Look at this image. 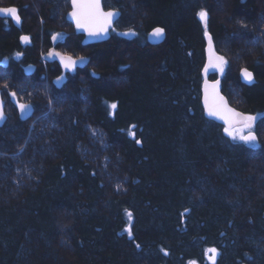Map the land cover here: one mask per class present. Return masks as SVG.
<instances>
[{
	"label": "trees",
	"instance_id": "trees-1",
	"mask_svg": "<svg viewBox=\"0 0 264 264\" xmlns=\"http://www.w3.org/2000/svg\"><path fill=\"white\" fill-rule=\"evenodd\" d=\"M103 4L121 12L111 38L83 45L70 0H0L22 20L0 17V89L35 108L23 120L6 95L0 264H264V0ZM208 36L228 61L223 92L257 118L255 146L205 115ZM52 50L89 60L64 72L43 64Z\"/></svg>",
	"mask_w": 264,
	"mask_h": 264
},
{
	"label": "snow or ice",
	"instance_id": "snow-or-ice-1",
	"mask_svg": "<svg viewBox=\"0 0 264 264\" xmlns=\"http://www.w3.org/2000/svg\"><path fill=\"white\" fill-rule=\"evenodd\" d=\"M71 6L73 11L70 13V16L75 20V26L77 29L86 30L90 37L101 38L104 36L108 29L112 27V23L115 17L119 15L116 11H104L101 5V0H71ZM0 14H4L13 18L17 24L22 23L21 17L18 14V10L15 7H5L0 8ZM200 19L205 22L207 21V12L201 10L198 13ZM164 28H155L152 35L160 37L164 34ZM128 34V33H125ZM60 34L57 33L53 35L52 39L55 40ZM207 35V33H206ZM21 41L28 42L29 36H21ZM211 40V37H209ZM59 55L58 53H54ZM17 57L21 53L16 54ZM60 60L63 63L65 69H75L77 61L74 60L71 56H60ZM85 62V58H80V63ZM228 65V61L221 55L216 54L211 45L208 49V56L206 63L202 68V75L206 78L203 83V104L206 114L213 118L219 119L224 122L225 127L223 128L224 133L231 137L232 140L241 141L244 144L255 146L257 141V135L254 132V122L256 117L253 115H246L237 111L236 109L229 106L228 99L221 94L220 79H213L209 81L207 79L209 73L218 74L220 77H224L225 68ZM241 77L248 83L253 82V74L246 68L241 69ZM6 95L10 99H14L16 96L15 92L7 93ZM18 109L21 115L26 114L31 110V106L27 104H17ZM110 108L115 110L117 104L113 103L110 105ZM7 117L4 113V101L0 100V122L4 121ZM132 129L136 128V125L130 126ZM132 137L135 139V132L131 133ZM137 144H140V140H136ZM131 216V213H128ZM131 231L130 229L128 230ZM140 247L139 244L136 245ZM164 254L167 255V251L163 250ZM209 253H216L217 249L210 248L206 250ZM215 264V257H210ZM190 264H196L195 261H191Z\"/></svg>",
	"mask_w": 264,
	"mask_h": 264
},
{
	"label": "water",
	"instance_id": "water-1",
	"mask_svg": "<svg viewBox=\"0 0 264 264\" xmlns=\"http://www.w3.org/2000/svg\"><path fill=\"white\" fill-rule=\"evenodd\" d=\"M103 2H104V0H101V5H102L104 11H116V12L119 13V15H118L117 17L114 18L113 23H112V27L108 29V32H107L104 36H102L101 38H96V37H90L89 34H88V32H87L86 30H82V29H77V28H76V26H75V20L70 16V13L73 11V8H72V6H71V0H70V7H71V8H70V10H69L68 13H67V20H68L70 23H72V25L74 26L75 31H76L78 34L83 35V41H82V42H83V45L100 43V42L107 41V40H109V39L111 38V31H112L113 28L115 27V24H116V22L118 21L120 15H121V12H120V10H118V9H114V8L106 9V8L104 7ZM0 8H5V7H0ZM5 16H6V15H4V14H0V17H5ZM13 20H14V19H13ZM14 22H15V24H16L17 26L21 25V23H20V24H17L15 20H14ZM158 27H160V28H164V27H162V26H158ZM158 27H155V28H158ZM155 28H154V29H155ZM154 29H152V30L150 31V33H149V41H150L151 43H153V44H159V43H162V42L165 40V37H166V31H164V34H163L162 36L157 37V36H153V35H152ZM164 30H165V28H164ZM125 33H128V32H124V35H125V36H129V33H128V34H125ZM25 35H27V34H23L22 36H25ZM27 36H28V35H27ZM209 37H211V40H209ZM29 38H30V37H29ZM30 42H31L30 39H29L28 42H23V41H21V43H22L23 45L29 44ZM210 45H211L213 51H214L216 54L222 56V54L217 50V48H216V46H215V42H214L212 36H208V37H207L206 56H208V49H209ZM54 53H58L59 55H55ZM60 56H71L74 60H76V61H77V64H76V66H75V69H65V68L63 67V63H62L61 60H60ZM81 57L85 58V62L80 63V58H81ZM81 57H79V58H75L74 56H72V55H70V54L62 53V52H60V51H58V50H52V51L48 52V53L46 54V56H45L46 60H48V61H57L58 64L60 65V67L62 68V70H63L64 72H74V71H76V69H78V68L85 67V66L87 65L89 59H88L87 56H81ZM206 60H207V57H206ZM205 63H206V62H205ZM34 68H35L34 66H28V67H26V74H27V75L32 74V73L34 72ZM244 68L248 69V70L253 74V82H252V83H248L247 81H245V80L241 77V69H244ZM241 69H240V72H239L241 82H242L243 84H245V85H248V86H251V85L255 84V83H256V76H255L254 71H253L251 68L247 67V66H244V67H242ZM205 79H206V78L204 77V80H205ZM207 79H208L209 81H211V80H213V79H220V80H221L220 91H221V94L224 95V96L228 99V101H229V106L232 107V108H234V109H236L237 111H239V112H241V113L246 114L243 110L239 109L238 107H236L235 105H233V104L230 102L228 96H227V95L223 92V90H222V79H221L220 77H218V74H213V73L210 72L209 75H208V77H207ZM204 80H203V83H204ZM203 83H202V105H203V108H204V104H203ZM0 100H3V101H4V113H5V116H6V112H5V99H4V97H3V93H2L1 90H0ZM14 101H15V103H16V106H17L18 103H19V104H27V105H30V106H31V110H30L29 112H27L26 114H24V115H21V113H20V111H19V109H18V106H17V109H18V112H19V114H20V116H21V118H22L23 120H27V119L31 118V116L34 114V110H35L34 107H33V105H32L31 103L20 102V101L16 100L15 98H14ZM204 111H205V109H204ZM205 115H206L209 119H212V120H214V121H216V122L222 124V125L225 127L224 122H223L222 120H219V119H213V118L209 117V116L206 114V111H205ZM246 115H247V114H246ZM6 117H7V116H6ZM6 119H7V118H6ZM6 119H5L4 121L0 122V126H2V125L4 124V122L6 121ZM256 135H257V134H256ZM257 142H258V137H257V141H256V143H257Z\"/></svg>",
	"mask_w": 264,
	"mask_h": 264
},
{
	"label": "bare ground",
	"instance_id": "bare-ground-1",
	"mask_svg": "<svg viewBox=\"0 0 264 264\" xmlns=\"http://www.w3.org/2000/svg\"><path fill=\"white\" fill-rule=\"evenodd\" d=\"M148 38H149V35H148ZM42 62H43V64L46 66L48 60H46L45 55H42ZM0 90L2 91V89H0ZM34 109H35V108H34ZM34 112H35V110H34Z\"/></svg>",
	"mask_w": 264,
	"mask_h": 264
},
{
	"label": "flooded vegetation",
	"instance_id": "flooded-vegetation-1",
	"mask_svg": "<svg viewBox=\"0 0 264 264\" xmlns=\"http://www.w3.org/2000/svg\"><path fill=\"white\" fill-rule=\"evenodd\" d=\"M2 93H3V91H2ZM5 96H6V94H4L3 93V97H4V99H5V112H6V106L8 105V100L5 98ZM15 105H16V103H15ZM7 115V114H6Z\"/></svg>",
	"mask_w": 264,
	"mask_h": 264
},
{
	"label": "rangeland",
	"instance_id": "rangeland-1",
	"mask_svg": "<svg viewBox=\"0 0 264 264\" xmlns=\"http://www.w3.org/2000/svg\"><path fill=\"white\" fill-rule=\"evenodd\" d=\"M0 63H1V62H0ZM7 97H8V96H5L6 99H8Z\"/></svg>",
	"mask_w": 264,
	"mask_h": 264
}]
</instances>
